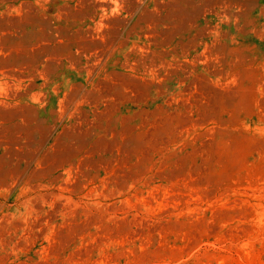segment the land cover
<instances>
[{
    "label": "rangeland",
    "instance_id": "1",
    "mask_svg": "<svg viewBox=\"0 0 264 264\" xmlns=\"http://www.w3.org/2000/svg\"><path fill=\"white\" fill-rule=\"evenodd\" d=\"M0 264H264V0H0Z\"/></svg>",
    "mask_w": 264,
    "mask_h": 264
}]
</instances>
